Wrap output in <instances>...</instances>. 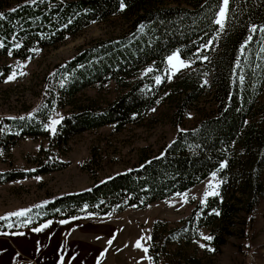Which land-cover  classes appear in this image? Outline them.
Here are the masks:
<instances>
[{
    "label": "trees",
    "instance_id": "16d2710c",
    "mask_svg": "<svg viewBox=\"0 0 264 264\" xmlns=\"http://www.w3.org/2000/svg\"><path fill=\"white\" fill-rule=\"evenodd\" d=\"M223 5L224 0H0V82L11 72L1 62L6 57L32 59L39 49L114 16L130 24L127 32L96 40L59 63L36 112L0 122V152L11 151L25 136H44L50 146L34 159L33 170H0V184L64 169L66 162L51 158L53 150L76 134L108 124L120 130L143 119L164 93L154 74H139L149 65L163 70L177 51L195 68L173 82L174 90L187 93L181 117L185 106L203 94L207 76L216 102L213 114L179 130L163 152L31 209L23 219L27 227L144 209L218 173L219 194L197 204L179 225L154 223L149 255L155 264H201L187 249L203 228L210 230L209 244L217 252L229 237L248 235L264 199V0H228L222 31L216 21ZM109 81L121 89L115 100L103 107L82 104L50 132L47 121L54 108L75 106L78 93ZM1 225L6 226L0 221V230Z\"/></svg>",
    "mask_w": 264,
    "mask_h": 264
},
{
    "label": "rangeland",
    "instance_id": "374dc122",
    "mask_svg": "<svg viewBox=\"0 0 264 264\" xmlns=\"http://www.w3.org/2000/svg\"><path fill=\"white\" fill-rule=\"evenodd\" d=\"M225 21L226 15L222 31ZM129 26L126 18L114 16L94 23L55 47L39 49L32 59H3L1 62L9 64L11 72L0 82V122L8 117L36 112L45 98L47 78L59 63L96 40L109 39L127 32ZM173 55H178L185 66H180L179 70L173 69L168 57L163 70L149 65L139 74L140 78L154 74L156 83L162 86L164 93L143 119L129 123L120 130L114 124H108L76 134L67 144L53 150L51 158L66 162L64 169L0 184V221L6 224L1 225L0 231L28 226L23 222L25 216L17 217L12 213L33 209L58 195L86 189L96 181L105 180L138 165L147 155L163 152L179 130L195 127L200 119L216 111V102L209 88L211 79L207 76L203 80L206 85L203 94L185 106L186 112L181 117L179 112L183 101L187 99V93L176 91L172 86L177 74H189L195 68L178 51ZM13 73L15 78L9 80ZM120 91L114 81L87 87L77 94L75 106L56 107L52 110L47 121L48 129L53 120L60 121L65 114L82 104L107 106L118 97ZM262 99L264 101V92ZM49 147L48 139L44 136H25L11 151L0 152V170H33L34 159L42 156L45 153L43 149ZM221 184L219 174L212 173L193 188L154 202L144 209L128 208L121 213L105 216L87 214L75 217L65 226L71 227L86 244L84 254H88L89 249L97 252L92 264H155L148 252L154 223L165 220L173 226L179 225L197 204L204 205L211 196L219 194ZM206 193L214 194L207 195L205 199ZM204 237H210L208 228H203L200 238L187 249L200 258L201 264H264V199L257 208L253 226L246 237H229L220 252L211 247L209 240ZM109 240L112 241L110 245ZM137 241H140L141 248L136 247ZM144 248H147V252ZM171 248L174 250L176 246ZM67 263V259L63 261V264Z\"/></svg>",
    "mask_w": 264,
    "mask_h": 264
},
{
    "label": "crops",
    "instance_id": "0c3cea01",
    "mask_svg": "<svg viewBox=\"0 0 264 264\" xmlns=\"http://www.w3.org/2000/svg\"><path fill=\"white\" fill-rule=\"evenodd\" d=\"M73 219L50 220L36 227L0 231V264H63L66 259L67 264H92L97 252L89 249V253L84 254L86 244L71 227L65 226ZM45 224L48 227L44 228ZM40 228L43 230L36 231Z\"/></svg>",
    "mask_w": 264,
    "mask_h": 264
},
{
    "label": "snow or ice",
    "instance_id": "6c2138e0",
    "mask_svg": "<svg viewBox=\"0 0 264 264\" xmlns=\"http://www.w3.org/2000/svg\"><path fill=\"white\" fill-rule=\"evenodd\" d=\"M227 5H228V0H224V8H222V9L220 10V18L216 21V23L219 24V25L221 26V28H223V21H224V18H225L226 12H227ZM123 7H124V5L121 4V8H123ZM0 18H2V14H0ZM262 30H264V29H262ZM252 31L255 32L256 29L253 28ZM250 39H251V37H249V40H250ZM205 59H206V58H205ZM168 62H169V64L171 65V67H172L173 69H175V70H179V67H180V66H185V65H184V62H183L182 60H180V58H179L178 55L170 56V57L168 58ZM14 78H15V73H13L12 76L9 77V80L14 79ZM157 82H159V79L157 80ZM59 122H60V121H58V120H53V121L51 122V126H50V129H49V130L52 131L53 133H55V131H56V129H55V125L58 124ZM221 167H224V165H221ZM213 176H215V174H213ZM209 187L212 188L213 185H209ZM209 194H214V193H206V194H205V199L207 198V195H209ZM30 211H31V209H28V210H24V211H19V212H16V213H12L11 215H13V216H17V217H20V216H26L27 213L30 212ZM6 218H7V217H5L4 219H6ZM62 223H64V222L62 221ZM43 227L46 228V227H48V225L45 224V225H43ZM41 230H43V229H42V228H40V229H36V231H41ZM204 239H206V240H211L212 238H211V237H204ZM108 243H109V245H110V244L112 243V241L109 240ZM136 247H137V248H141V247H142L140 241H137V243H136ZM143 250H144L145 252H147V248H144ZM101 255H103V253H102ZM62 260H63V258H61V261H62Z\"/></svg>",
    "mask_w": 264,
    "mask_h": 264
}]
</instances>
